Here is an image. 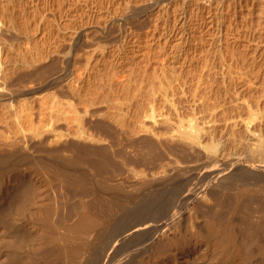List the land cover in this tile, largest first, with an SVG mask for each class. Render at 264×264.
Wrapping results in <instances>:
<instances>
[{"label": "bare ground", "instance_id": "1", "mask_svg": "<svg viewBox=\"0 0 264 264\" xmlns=\"http://www.w3.org/2000/svg\"><path fill=\"white\" fill-rule=\"evenodd\" d=\"M176 3L154 10L169 18ZM192 3L180 53L157 20L162 64L140 40L93 49L65 83L23 87L17 107L12 78L49 73L47 51H0V117L14 132L0 137V264H264V0L246 17ZM149 69L167 94L143 93Z\"/></svg>", "mask_w": 264, "mask_h": 264}, {"label": "rangeland", "instance_id": "2", "mask_svg": "<svg viewBox=\"0 0 264 264\" xmlns=\"http://www.w3.org/2000/svg\"><path fill=\"white\" fill-rule=\"evenodd\" d=\"M117 1H122V9L120 6H117ZM131 1L134 2L130 3V0H0V51L7 52V54H9V59L15 60L17 57L14 56L15 54H12V51H24L25 49L31 47H37L38 50H46L48 53L46 52V57L43 55L45 59L42 61H44V64L49 65L52 69L45 75H43L41 72L34 71L30 74L17 75L14 77V79L12 78V81L9 84V89L14 94L15 98L11 100V103L17 107L22 98H29L27 94L22 95V91L24 90L22 89L23 87L27 88L32 85L36 86L44 82L49 83L55 78H59L58 81H64L65 83V80L70 75V73H80L82 69L81 65H85L87 62L86 58L83 59V57H85L88 52L93 49H101L107 52L108 55H114L115 50H130L133 45H135L134 43L140 40L143 46H152L153 51L155 53L157 52V54H152V62L150 61L151 66L162 64L161 57L159 56V58L157 55H159L158 47L161 46L162 48L163 44L165 43L163 40L164 36H161V34L163 35L164 31L162 28L161 30L157 29L160 31H156L155 33V35L157 34L156 40H153L154 38L150 36L154 31L155 25L158 21L161 22L160 24H164L166 23L167 19L168 21L170 20L168 22L171 28L170 31L177 30V33L179 34L177 38L171 39L174 41L166 45L174 46L173 49L176 51L179 50V53L180 50L183 49L181 47H187V43H185L187 41L186 37H183V40L186 41L184 43H180L182 35L185 36L186 34L183 31L182 23L178 22V18L182 13L186 14V31L190 23L199 20V17L198 19H194L197 17L194 15L195 11L193 9L194 4H191L192 0H187V3L184 4L180 2L181 0H174L178 1V3H176V8H178L175 13L170 14L169 18H166L165 15H163V17L161 15L158 16L156 10H154V7L158 6L157 2H160V0H150L151 2L145 0L146 3L144 0H142V2L141 0ZM212 1L214 2L213 6L216 5L215 7L219 9L217 12L218 15H223L226 17L227 15L232 14L234 16L238 14L237 16L241 15L242 17L245 16L246 13L249 14L250 12V9L247 6L250 4L251 0ZM134 3L136 5L138 4L137 7ZM151 4L155 5L152 6ZM76 7H78V9ZM118 7L120 10H118ZM102 8H106L107 10L109 8L110 11H113H108L109 13H107V10L105 9L104 11ZM89 9L91 11L94 9L92 11L94 16L92 12L91 14L89 13ZM96 9L97 11L101 9L103 13L102 11L100 12V10V13L97 12ZM115 9L118 11H115ZM8 11H10L13 15L11 17L12 22L9 18L5 19V14ZM79 12L81 15L86 13V15H84L86 17L83 15V17L78 15L80 14ZM105 12L108 15L105 14ZM220 12L221 14H219ZM227 12L230 13L228 14ZM102 14L107 18L105 19ZM113 14H115V16ZM91 15L93 17L96 15V17L93 18ZM204 15L206 16L207 14ZM204 15L202 18H207L208 15L206 17H204ZM108 16H112V18L109 19ZM80 19H82V21ZM83 21H85L87 24L85 25ZM103 24L105 28L103 27ZM87 28L91 31L90 39H86L88 43L84 42L83 44V42H77L76 40H73V37L79 30H85ZM148 35L150 36L149 38ZM166 35L168 37L167 32ZM11 56H14V58ZM139 59L140 58H138V60ZM150 71L151 69L148 71L149 77L153 76V71ZM140 72L141 71L138 73V77H141L143 74ZM113 77L118 80H124L127 79V73L118 72ZM150 78L147 79H150V82H148L150 86H148V88L143 92L144 94L150 93V96L155 95L161 97L168 93V88L164 84V82L167 81L166 77H161L159 79H153L152 77ZM61 88V85H58L54 89L46 90L44 93H48L49 91L53 90H59ZM18 96H20V98ZM3 112L4 111L0 110V114ZM2 131L4 136L2 135ZM13 135L14 132H12L10 129H7L5 117H0V137H11Z\"/></svg>", "mask_w": 264, "mask_h": 264}]
</instances>
